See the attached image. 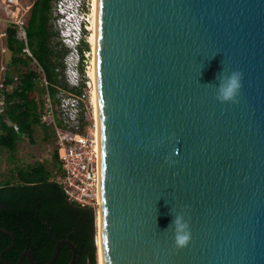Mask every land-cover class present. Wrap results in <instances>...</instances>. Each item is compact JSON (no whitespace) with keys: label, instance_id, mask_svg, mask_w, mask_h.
Listing matches in <instances>:
<instances>
[{"label":"water","instance_id":"1","mask_svg":"<svg viewBox=\"0 0 264 264\" xmlns=\"http://www.w3.org/2000/svg\"><path fill=\"white\" fill-rule=\"evenodd\" d=\"M96 88L104 264H264V0H98Z\"/></svg>","mask_w":264,"mask_h":264},{"label":"trees","instance_id":"2","mask_svg":"<svg viewBox=\"0 0 264 264\" xmlns=\"http://www.w3.org/2000/svg\"><path fill=\"white\" fill-rule=\"evenodd\" d=\"M55 2L34 0L30 7L26 32L32 56L24 52L26 44L19 36V27L11 23L6 29L5 48L11 57L9 66L13 69V73L8 71L6 74V84L15 83V87L6 92L5 111L0 115V150L11 155H14L24 137L33 141L39 127L45 131L46 138L53 136L56 142L52 121L50 124L43 122V95L49 94L58 124L62 126L59 93L64 91L81 95L86 87L84 51L91 50V45L83 40L80 46L79 70L83 81L80 86H71L66 79L64 64L70 50L54 26ZM42 73L47 86H44ZM87 116L83 114L80 117L78 131L83 134L92 122ZM14 125L18 126V131ZM54 158L55 173L45 163L37 162L35 165L18 167L14 175L0 180V228L13 232L15 236L14 246L4 252L3 258L8 263H16L21 253L29 249L36 264H46L57 242L67 239L76 247V264H99L97 210L69 200L59 185L63 171L57 149ZM13 241L12 236L0 231V253ZM72 256L71 248L64 244L53 264H69ZM0 264H5L1 258ZM21 264L29 262L24 259Z\"/></svg>","mask_w":264,"mask_h":264},{"label":"built area","instance_id":"3","mask_svg":"<svg viewBox=\"0 0 264 264\" xmlns=\"http://www.w3.org/2000/svg\"><path fill=\"white\" fill-rule=\"evenodd\" d=\"M3 2L12 16L11 23L19 27V36L26 44L24 52L32 56L27 45L25 21L19 17L22 11L20 1L3 0ZM53 12L54 26L62 42L70 50L64 58L66 79L71 86H80L83 81L79 70L80 46L83 40L90 43L89 38L94 20V0H56ZM84 56L85 68H89L87 59L92 56V46L91 50L84 51ZM3 70L4 67L0 71V115L5 111L6 92H10L15 87V83L6 84L7 72ZM85 71L87 72V69ZM45 82L48 85L46 80ZM85 84L86 87L81 95L59 93L62 126L58 124L49 94V104L46 105L45 113L51 118L55 133L56 149L63 171V177L59 180L61 189L69 200L97 210L100 205L101 149L94 115L92 127H88L85 134L78 131L81 115L89 114V107L93 108L94 113L92 91L95 85L91 78H86ZM10 87H12L11 90H9ZM14 129L19 130L17 125H14Z\"/></svg>","mask_w":264,"mask_h":264},{"label":"rangeland","instance_id":"4","mask_svg":"<svg viewBox=\"0 0 264 264\" xmlns=\"http://www.w3.org/2000/svg\"><path fill=\"white\" fill-rule=\"evenodd\" d=\"M34 0H24L20 1V4L22 6V11L21 14H19L20 19L25 21V24L27 25V21L29 19V6H27L29 3H33ZM31 7V6H30ZM29 8V9H28ZM12 16L8 10H6V6L3 2V0H0V71L2 67H4L3 72H11L13 73V69L10 68L9 66V61H10V54L6 51L5 48V36L4 33H6V29L9 24L12 22ZM91 45V43H90ZM92 46V45H91ZM92 56L87 59V66L89 68L87 69L86 73V78H89V71L92 68L91 61H92ZM86 66V63H85ZM43 79L44 86H47L44 78L45 75L42 73L41 75ZM12 87L9 88L11 90ZM64 92V91H61ZM43 99L45 100V110H46V105L49 104V99H48V93L43 95ZM52 101V99H51ZM53 105V103H52ZM53 108L55 110V107L53 105ZM89 114L87 117L92 119V122L87 126L92 127L94 120H93V108L89 107ZM85 115V116H86ZM51 118L45 113L43 116V122L45 124H50L51 123ZM49 134H51V131L49 130ZM56 149V142L54 141L53 136H49L46 138L45 131L42 128H38L34 140L30 141L27 137H24L18 145V148L14 155H11L7 151H2L0 150V180H5L8 179L12 174L14 175L16 173V169L22 168V167H27L29 165H35L37 162H43L45 165L49 168L52 169L53 172H56V166H55V158H54V152ZM13 158V159H11ZM99 209H97V212ZM96 212V214H98ZM98 231V230H97Z\"/></svg>","mask_w":264,"mask_h":264},{"label":"clouds","instance_id":"5","mask_svg":"<svg viewBox=\"0 0 264 264\" xmlns=\"http://www.w3.org/2000/svg\"><path fill=\"white\" fill-rule=\"evenodd\" d=\"M219 81L217 87V99L221 102H236L243 86V73L239 69L226 72L225 69L217 74ZM174 233L177 247L186 246L192 237L190 222L185 218L183 212L173 214V219L168 225Z\"/></svg>","mask_w":264,"mask_h":264},{"label":"bare ground","instance_id":"6","mask_svg":"<svg viewBox=\"0 0 264 264\" xmlns=\"http://www.w3.org/2000/svg\"><path fill=\"white\" fill-rule=\"evenodd\" d=\"M94 20L92 31L90 35V43L92 45V68L89 71V77L92 79L94 83V88L92 91V102L94 105V119L97 127V136L100 141V126H99V108H98V94L96 88V51H97V24H98V0H94ZM97 234H96V246L98 248L99 254V264H104L103 261V252H102V240H101V212L100 210L97 212Z\"/></svg>","mask_w":264,"mask_h":264},{"label":"crops","instance_id":"7","mask_svg":"<svg viewBox=\"0 0 264 264\" xmlns=\"http://www.w3.org/2000/svg\"><path fill=\"white\" fill-rule=\"evenodd\" d=\"M19 1H24V0H19ZM31 5H32V3H29L27 6H29V8H30Z\"/></svg>","mask_w":264,"mask_h":264}]
</instances>
